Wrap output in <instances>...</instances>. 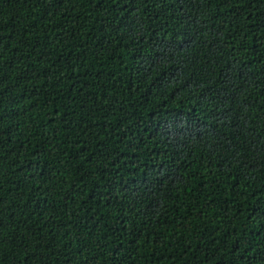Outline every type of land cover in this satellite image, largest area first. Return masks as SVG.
I'll return each mask as SVG.
<instances>
[{
  "label": "trees",
  "instance_id": "trees-1",
  "mask_svg": "<svg viewBox=\"0 0 264 264\" xmlns=\"http://www.w3.org/2000/svg\"><path fill=\"white\" fill-rule=\"evenodd\" d=\"M0 264H264V0H0Z\"/></svg>",
  "mask_w": 264,
  "mask_h": 264
}]
</instances>
